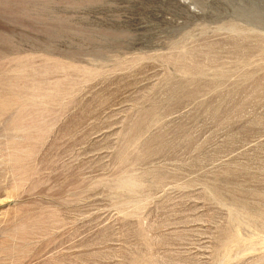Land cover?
<instances>
[{"label":"rangeland","instance_id":"374dc122","mask_svg":"<svg viewBox=\"0 0 264 264\" xmlns=\"http://www.w3.org/2000/svg\"><path fill=\"white\" fill-rule=\"evenodd\" d=\"M0 264H264V0H0Z\"/></svg>","mask_w":264,"mask_h":264}]
</instances>
